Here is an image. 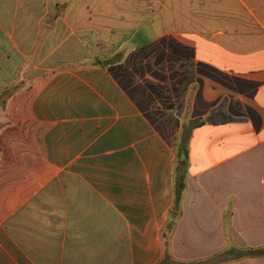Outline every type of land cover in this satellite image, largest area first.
<instances>
[{"label":"crops","instance_id":"0c3cea01","mask_svg":"<svg viewBox=\"0 0 264 264\" xmlns=\"http://www.w3.org/2000/svg\"><path fill=\"white\" fill-rule=\"evenodd\" d=\"M54 2L40 44L44 0H0V264L264 247V0Z\"/></svg>","mask_w":264,"mask_h":264},{"label":"rangeland","instance_id":"374dc122","mask_svg":"<svg viewBox=\"0 0 264 264\" xmlns=\"http://www.w3.org/2000/svg\"><path fill=\"white\" fill-rule=\"evenodd\" d=\"M32 1L34 0H29V4H32ZM39 1V0H38ZM147 2H150V0H147ZM63 4V3H62ZM62 4H58L56 2H54V0H44V14L43 15H39V24H40V31L38 33V39H37V43L40 42L41 44V40L45 39L46 36L51 32V30L55 27H58V24L62 23L63 22V11H65V8L66 6H62ZM31 15H29L30 17ZM38 16V15H37ZM58 21V22H57ZM58 23V24H57ZM67 32L66 31H62L60 30V34L61 35V39L60 41L62 40H65L67 39ZM40 44H39V47H40ZM74 51L78 54H83L85 53V50L82 46H80L78 43L74 44ZM39 47L36 46V50L34 49L33 50V57L36 56V54L39 52ZM69 47L66 45L63 49H61L59 51V53H68L67 52V49ZM43 55L45 56V59L47 58V61L44 60V62H38V66H39V69L38 71H41V69H45V67H49V66H53V65H57L59 62L58 61H55V59L57 60V54H53L51 53L50 51H48V48L45 47L44 48V53ZM60 55V54H59ZM42 67V68H41ZM36 71V73L38 72ZM225 257V256H224ZM169 264H177L175 262H170Z\"/></svg>","mask_w":264,"mask_h":264},{"label":"trees","instance_id":"16d2710c","mask_svg":"<svg viewBox=\"0 0 264 264\" xmlns=\"http://www.w3.org/2000/svg\"><path fill=\"white\" fill-rule=\"evenodd\" d=\"M183 134L185 135V136H183V142L185 143V141L189 137L190 129L189 130L184 129ZM184 187H185V174L183 172L181 174L180 181H179V188L177 191V201H178V199H180V196H181V193H182V190L184 189ZM173 223H174V221L169 222L168 227L170 229H171ZM163 241H164V245H165L164 258L158 264H169L170 262H175L177 264H215V263H218V262L224 260V256H226V255H233L235 257H241V256H248V255H263L264 254V247L251 248L248 250H239V249H236L234 247H231L229 250L225 251L224 253H220V254L215 255L213 257V259H211V260H203V261H199V262H194V261L185 262V261L173 259L171 257L170 251H169V247H170L169 237H167L165 235L163 237Z\"/></svg>","mask_w":264,"mask_h":264},{"label":"water","instance_id":"95a60500","mask_svg":"<svg viewBox=\"0 0 264 264\" xmlns=\"http://www.w3.org/2000/svg\"><path fill=\"white\" fill-rule=\"evenodd\" d=\"M181 158H182V159L185 158V153H184V151H183L182 154H181Z\"/></svg>","mask_w":264,"mask_h":264}]
</instances>
